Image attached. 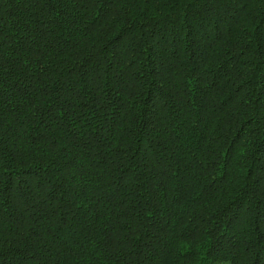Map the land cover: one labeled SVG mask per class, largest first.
<instances>
[{
	"label": "trees",
	"instance_id": "1",
	"mask_svg": "<svg viewBox=\"0 0 264 264\" xmlns=\"http://www.w3.org/2000/svg\"><path fill=\"white\" fill-rule=\"evenodd\" d=\"M0 264H264V0H0Z\"/></svg>",
	"mask_w": 264,
	"mask_h": 264
}]
</instances>
